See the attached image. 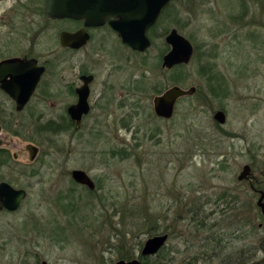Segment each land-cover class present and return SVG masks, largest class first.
Masks as SVG:
<instances>
[{
    "label": "rangeland",
    "instance_id": "obj_1",
    "mask_svg": "<svg viewBox=\"0 0 264 264\" xmlns=\"http://www.w3.org/2000/svg\"><path fill=\"white\" fill-rule=\"evenodd\" d=\"M14 4L0 0V60L3 45L32 49L25 36L3 44V13ZM158 22L142 54L112 40L68 53L56 29H39L33 50L49 68L38 94L15 115L0 90V138L10 158L18 155L0 166V181L28 192L16 212H0V264H114L139 258L158 234L167 243L144 264H264L259 193L237 180L250 165L264 191V0H176ZM173 28L194 55L165 71ZM79 71L95 75L81 129L38 134L64 120ZM174 85L196 91L177 101L171 119L156 117L153 97ZM29 143L39 149L32 163ZM76 169L94 192L70 181Z\"/></svg>",
    "mask_w": 264,
    "mask_h": 264
},
{
    "label": "water",
    "instance_id": "obj_2",
    "mask_svg": "<svg viewBox=\"0 0 264 264\" xmlns=\"http://www.w3.org/2000/svg\"><path fill=\"white\" fill-rule=\"evenodd\" d=\"M173 0H46L45 12L54 19H74L82 20L86 26H99L109 20L110 26L117 32L121 42L134 51L144 52L151 46L148 38V30L155 25L163 10ZM81 37L82 43L73 45L80 47L85 42V37ZM76 35L65 32L61 34V45H69ZM165 43L169 46L168 52L163 55L161 67L172 69L178 65H188L192 59L194 48L191 42L178 33L173 28L165 36ZM44 72L43 66H38L36 60H20L0 62V90L6 92L15 102L16 111L20 112L26 106L35 92L36 86ZM6 76H10L11 81H3ZM85 81L84 85L78 88V100L76 104L67 109L70 118L76 122L75 129L78 130L81 118L89 111L87 98L89 89L87 83L92 77H81ZM196 89L190 87L183 89L174 85L166 89L162 94L153 99V112L158 118L169 120L172 118L177 101L184 97L193 96ZM214 119L219 124H224L226 117L223 111H217ZM1 134V127H0ZM30 160L33 161L38 149L32 144L26 146ZM250 165H244L237 176L239 182L250 181ZM72 179L80 185L94 189V183L83 170H73ZM252 187V186H251ZM253 188V187H252ZM254 189V188H253ZM259 198L256 206L259 208L264 222V191L258 190ZM26 194L23 190H16L5 182L0 183V209L15 211ZM168 239L167 234H158L149 237L142 245L139 258L131 260L120 259L114 264H142L141 258L155 256L165 245Z\"/></svg>",
    "mask_w": 264,
    "mask_h": 264
},
{
    "label": "flooded vegetation",
    "instance_id": "obj_3",
    "mask_svg": "<svg viewBox=\"0 0 264 264\" xmlns=\"http://www.w3.org/2000/svg\"><path fill=\"white\" fill-rule=\"evenodd\" d=\"M45 2H46V0H44L43 8L41 10L39 7V0H15V4L12 5L11 7H9V9L3 13V29L6 30V32L3 33V37H4L3 44H5L6 42L17 44L25 36L26 41L31 43L32 49H31V51L22 53V50H20V47H18L17 45H15V48L5 47L3 45V59L0 60V62L13 61V60H20L21 62H24L25 60H36L38 66L44 67V72H43V74H42V76H41V78H40V80L36 86L35 92L33 93L31 99L29 100V102L26 104V106L23 108L22 111L17 112L15 102L10 98V96L6 92H4V90L1 91L3 93V96L8 98L12 102L14 110L11 113H13L15 115H19L25 109H27L31 100L38 94L40 84L42 83V80L44 79V76L47 74V71L49 68L48 59H44V60L40 59V57L38 55H36L34 53V50H33V49H35L34 43H35V40L39 34V29H56L57 30L56 39L58 40L57 45L60 49H62L63 51H66L68 53L80 52V51L84 50L89 45H95L96 47L101 48L105 44L106 40H112L113 42L120 43L122 46L131 50L133 54H142L148 50L147 49L144 52H138V51H134L131 48H129L128 46L124 45L121 42L117 32L110 26L109 20L105 21L103 24H101L99 26H86L85 22L82 20H74V19H69V18H64V19L51 18L45 12ZM149 30H148L147 35L151 41V38L149 36ZM63 32L70 34V35H76V38L73 41H69L70 43L67 46L61 45V34ZM78 34H82L85 37V42L80 47L74 48L73 45H76L77 43H82L81 37ZM164 41H165V38H164ZM7 53H10V54L7 55ZM162 69L165 71H169L168 69H164V68H162ZM172 69H175V67H173ZM172 69H170V70H172ZM78 73H79V76H78L79 86H76L74 89H71V94L73 96H75L76 101L72 104H69L65 108L66 115L64 114V120H66L68 122L69 129L74 130V131H78L81 129L83 119L91 111V104L89 102V98H90V93H91V86L95 81V75L92 73L83 72V71H79ZM83 76H85V77L91 76L92 77L91 81L87 83L88 89H89V94H88V98H87V103L89 105V111L86 115L82 116L80 127L78 130H76L75 129L76 122L70 118L69 114L67 113V109L71 105L76 104V102L78 100L76 90L84 85L85 81L81 79V77H83ZM3 81H6V82L11 81L10 76H6ZM162 93H160V94H162ZM160 94H157V95H160ZM157 95H155L154 97H156ZM154 97H153V99H154ZM153 99H152V106H153ZM50 121H53V120H50ZM53 122H55V121H53ZM0 127H1V134H2L4 126L2 124H0ZM29 144H32V143H29ZM32 145H34V144H32ZM25 149H26V147H25ZM37 149H38V147H37ZM38 153H39V149H38L37 155H38ZM28 155H29V152H28ZM37 155H36V157H37ZM17 156L18 155L15 153V154H12V158H10L9 152L7 151V148L3 147V141L0 138V166L3 167V165L8 163L10 161V159L16 161ZM36 157H35V159H36ZM35 159L33 161H31L30 156H29V161L31 163L34 162ZM72 171L69 172L70 181L72 183H74L76 186H78L79 189H82L84 191L86 190L88 192H94L96 190V184L88 174L87 175L89 176V178L92 180V182L95 185L93 190H90L85 185H80L77 182H75L71 176ZM252 179H253V177H251L250 181L247 182L249 184L250 189L253 192H256L258 190H262V189H259L256 187L258 184L257 180H254V179L252 180ZM1 182H5V183L9 184L11 187H13L16 190H23L26 194L24 200L27 198L28 192L25 188L16 187L13 184L9 183L8 181L2 180V181H0V183ZM24 200L21 201L20 205L22 204V202ZM20 205H19V207H20ZM19 207L15 211H8L7 209L3 208V209H0V212L14 213L19 209ZM259 228L264 229V222H263V225H259ZM43 264H46V263L43 262Z\"/></svg>",
    "mask_w": 264,
    "mask_h": 264
},
{
    "label": "trees",
    "instance_id": "obj_4",
    "mask_svg": "<svg viewBox=\"0 0 264 264\" xmlns=\"http://www.w3.org/2000/svg\"><path fill=\"white\" fill-rule=\"evenodd\" d=\"M176 1V0H174ZM170 6V5H169ZM168 6V7H169ZM167 7V8H168ZM167 8H165V10L163 11L165 13V11L167 10ZM162 13V14H164ZM159 24V22H157L151 29H154L157 25ZM194 55V54H193ZM184 66L186 65H180V66H177L175 67L176 69L177 68H184ZM0 124L3 125V117L0 116ZM8 128V127H7ZM35 129H38V134L41 135V133H49V134H52V135H55V136H58L59 134L63 133V132H67V131H70L71 129H69L68 127V122L66 120H63L60 124L58 122H53V121H47L45 122L44 124L42 125H39L38 127H36ZM10 130V129H9ZM12 133H15L16 135H20L21 133L18 132V130H15V131H11ZM22 136V135H21ZM25 140L29 141V142H32V143H38V140L36 137H24ZM39 144V143H38ZM253 180V179H252ZM257 187V186H256ZM259 188V187H257ZM151 232V231H150ZM154 236V235H153ZM152 237V236H151ZM162 250L163 248L157 253L156 257L160 256L161 253H162ZM150 257H145V258H142V259H148ZM121 259H125V260H128L127 257H123ZM142 264H144V262H142Z\"/></svg>",
    "mask_w": 264,
    "mask_h": 264
}]
</instances>
